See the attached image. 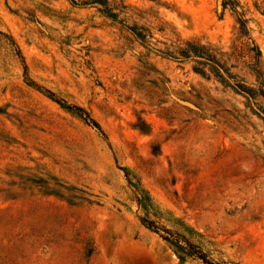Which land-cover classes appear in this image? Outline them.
I'll return each mask as SVG.
<instances>
[{"label":"rangeland","instance_id":"374dc122","mask_svg":"<svg viewBox=\"0 0 264 264\" xmlns=\"http://www.w3.org/2000/svg\"><path fill=\"white\" fill-rule=\"evenodd\" d=\"M82 1L0 0V264H264V96L168 55L257 87L264 0Z\"/></svg>","mask_w":264,"mask_h":264},{"label":"trees","instance_id":"16d2710c","mask_svg":"<svg viewBox=\"0 0 264 264\" xmlns=\"http://www.w3.org/2000/svg\"><path fill=\"white\" fill-rule=\"evenodd\" d=\"M74 3H77L78 0H72ZM86 3H94V4H100L104 7L108 8V0H86L82 1V4ZM109 14L110 17L117 19L118 13L114 12L113 10L105 11ZM134 33L138 39L143 40L145 38V35L142 32H138L134 30ZM256 55L253 56V59L255 60L254 63H251L250 69L251 73L256 77L258 81V86H250L247 85L244 81L237 80V75H235L231 69L226 65V62L221 60L217 53H215L210 47H207L204 44H201L196 41H181L179 42V45L177 46V49L174 51H170L168 53L169 56L174 58H183V59H192L194 60L198 66L195 67L196 69L205 72V69L208 68L211 75H214L216 78H218L220 81L225 83L226 85H229L233 88H235L240 93L244 94L247 99L253 100V102H258L259 96H264V70L260 67V60L259 57L261 55V51L258 47H256ZM176 54V55H175ZM232 80L234 83H232ZM260 106V105H259ZM70 108V107H67ZM74 112V111H73ZM75 113V112H74ZM79 117L83 118L84 120L86 118L83 117V115H79L76 113ZM96 126H99L98 123L94 122ZM141 191L143 193V197L141 199V203L143 206V209L145 210V213H150V207L148 205V200H151L150 195L148 192L141 188ZM150 229L152 227L148 225ZM163 238L168 241L169 243L173 244L179 252H184L186 255L192 257L194 256V253L192 250H188L184 245L180 243V239L177 241H173L168 236L163 235ZM185 241L189 243V245L192 246L190 241L184 236ZM182 260H184V256L181 255Z\"/></svg>","mask_w":264,"mask_h":264}]
</instances>
